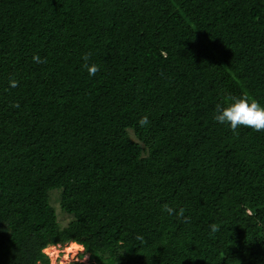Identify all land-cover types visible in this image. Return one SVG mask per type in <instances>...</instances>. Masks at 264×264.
<instances>
[{"label":"trees","instance_id":"1","mask_svg":"<svg viewBox=\"0 0 264 264\" xmlns=\"http://www.w3.org/2000/svg\"><path fill=\"white\" fill-rule=\"evenodd\" d=\"M240 96L264 0H0V264H264V129L213 118Z\"/></svg>","mask_w":264,"mask_h":264},{"label":"clouds","instance_id":"2","mask_svg":"<svg viewBox=\"0 0 264 264\" xmlns=\"http://www.w3.org/2000/svg\"><path fill=\"white\" fill-rule=\"evenodd\" d=\"M34 59H39L34 57ZM85 64L83 65L89 75H94L98 71L96 64H88V57H84ZM15 82H13V85ZM214 120L221 124L227 123L228 126L235 130L238 125L249 126L256 130L264 129V106H261L256 100L250 99L248 96L232 97L227 101L225 106L217 107V112L214 115ZM147 115L142 116L139 124L144 126L148 124ZM171 211V209H169ZM213 232L217 231V225H210ZM87 259L85 255L84 260Z\"/></svg>","mask_w":264,"mask_h":264},{"label":"rangeland","instance_id":"3","mask_svg":"<svg viewBox=\"0 0 264 264\" xmlns=\"http://www.w3.org/2000/svg\"><path fill=\"white\" fill-rule=\"evenodd\" d=\"M50 202L56 211L57 221L60 227L66 226L68 221L72 218V216L66 212H64L59 205L58 201V192H51ZM70 242L65 244H56L50 245L44 250V253L48 257V264H73V263H89L91 259H89L88 253L83 251V246L80 248H76L75 245H69ZM67 250H70L68 252ZM72 251V252H71ZM85 255L87 259L84 260Z\"/></svg>","mask_w":264,"mask_h":264},{"label":"bare ground","instance_id":"4","mask_svg":"<svg viewBox=\"0 0 264 264\" xmlns=\"http://www.w3.org/2000/svg\"><path fill=\"white\" fill-rule=\"evenodd\" d=\"M69 245H75V246H76V248L72 249V251L75 250V249H77V247H78V248L81 247V245L78 244V243H76V242H70ZM46 249H47V247H46L44 250H46ZM67 251L70 252V250H67ZM72 251H71V252H72Z\"/></svg>","mask_w":264,"mask_h":264}]
</instances>
